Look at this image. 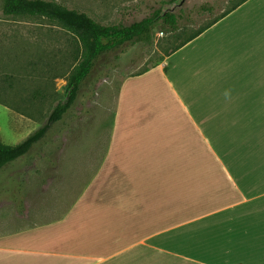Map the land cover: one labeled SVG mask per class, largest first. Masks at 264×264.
I'll use <instances>...</instances> for the list:
<instances>
[{
  "label": "crops",
  "instance_id": "obj_1",
  "mask_svg": "<svg viewBox=\"0 0 264 264\" xmlns=\"http://www.w3.org/2000/svg\"><path fill=\"white\" fill-rule=\"evenodd\" d=\"M250 1L146 73L128 78L141 80L162 74L177 99L185 97L190 104L194 100V129L202 130L201 114L208 103L210 117L231 116L240 103L243 129L264 131L261 22L258 31L247 23L241 31L256 37L248 39L252 44L245 48L235 69H229L232 74L198 77L199 85L182 89L185 76L194 67L204 64L209 72L203 59L215 57L220 66L229 65L232 59L225 54L227 45L208 40ZM99 2L103 19H120L117 24L130 25L155 12L165 13L153 10L152 0ZM149 9L152 14L144 16ZM139 16L141 19L135 20ZM175 65L182 69L181 76ZM191 77L194 75L188 80ZM206 85L209 91H200ZM178 86L188 91L184 97ZM134 126L115 121L108 138H98L96 144L82 138V154L77 153L75 140L59 139L61 145L55 147L54 154L24 157L19 164L24 166L5 170L12 185L0 187V264H264V151L260 149L257 157L243 156L240 172L223 173L226 187L208 193L209 188L201 184L200 171H189L187 179L180 178L186 174L178 171H155L152 164L165 158L150 153L154 143L136 138ZM30 173L32 178H26ZM209 194L217 195V200H203Z\"/></svg>",
  "mask_w": 264,
  "mask_h": 264
},
{
  "label": "rangeland",
  "instance_id": "obj_2",
  "mask_svg": "<svg viewBox=\"0 0 264 264\" xmlns=\"http://www.w3.org/2000/svg\"><path fill=\"white\" fill-rule=\"evenodd\" d=\"M53 1L84 12L100 23L120 22V19H103L99 0ZM152 1L153 10L172 11L180 16L179 30L175 34L155 30L152 45L126 44L101 57L95 63L91 76L83 82L73 110L61 124L52 129L30 157L42 153L54 154L62 138L75 140L77 149L82 138L96 144L98 138L106 139L111 135L116 121L119 125H135L133 129L137 133L136 138L154 143L150 153L155 158H165L163 162L152 164L155 171H178L186 174L180 175V178L186 179L189 171H200L203 176L201 184L209 188V193L211 189L226 187L223 173L240 172L243 156L257 157L260 149L264 151V131L260 132L263 136L261 138L257 130L243 129L240 103L234 108L236 113L228 117H210L208 103L201 114L202 130L194 129V100L190 104L184 97L188 91L183 92L178 86V91L185 99L180 101L173 94L170 83L160 73L141 80L128 77L152 67L169 50L222 15L238 0H183L173 5H169L168 0ZM259 4L250 1L240 14L225 20L210 35L209 42L227 45L225 54L232 59L230 66H220V60L215 57L205 58L203 61L209 64V72L204 64L194 67L196 69L185 76L186 84L182 89L188 90L195 87V84L199 85L198 77L232 74L229 69H235L245 48L252 44L248 39L256 37L255 34H241L245 24L256 31L261 28L260 22L264 25V2ZM2 6L3 0H0V82L5 81L0 86V97L10 108L0 104V138L6 145H17L45 124L58 102L67 100L68 80L76 66L70 55L76 50L77 43L70 33L46 19L6 18L2 14ZM153 10L149 9L142 14L148 16ZM122 22L128 24L131 20ZM255 22L257 25L254 27L252 24ZM174 70L178 76L182 75L180 66L175 65ZM237 70V75H240V68ZM191 75L194 77L188 80ZM173 82L176 83L175 80ZM207 87L204 86L200 91L208 92L209 89H205ZM173 88L176 90V85ZM36 92L41 95L36 102L31 103L30 99ZM117 108L119 111L115 112ZM23 114H30L35 120ZM56 135L62 136L57 138ZM52 140H58V143H51ZM94 150L96 154L97 149ZM79 151L77 153H83L81 148ZM23 158L0 171V187L12 185L7 180L5 170L12 172L24 166V163L19 165ZM24 170L28 172V168ZM25 177L32 178V174ZM216 196L204 195L203 200H217Z\"/></svg>",
  "mask_w": 264,
  "mask_h": 264
},
{
  "label": "trees",
  "instance_id": "obj_3",
  "mask_svg": "<svg viewBox=\"0 0 264 264\" xmlns=\"http://www.w3.org/2000/svg\"><path fill=\"white\" fill-rule=\"evenodd\" d=\"M182 1L183 0H168V4L173 5ZM246 1L247 0L236 1V3L222 15L186 37L163 57L169 56L179 50L225 18L228 14L239 8ZM2 14L6 18L14 19H46L70 33L76 41L77 46L76 50L70 55L76 63V66L68 80L69 94L67 100L65 102H58L48 115L45 124L29 135L23 142L17 145H6L0 138V171L11 165L14 161L32 155L42 140L52 132V129L62 123L64 118L77 104L83 82L91 76L95 63L99 61L101 57L109 52L122 48L126 44L142 43L150 46L154 43L155 30H161L162 33L169 32L175 34L179 30L178 22L180 19V16L174 12L167 11L163 15L160 12H155L153 15L130 25H105L84 12L69 9L53 0H3ZM148 70L149 68L135 76L146 73ZM3 82L5 81L0 82V86ZM40 95L41 94L38 92L34 93L30 102H36L38 100L37 97ZM0 104L7 108L9 107L1 97ZM40 113L41 111L39 114ZM23 115L33 119V116L30 114Z\"/></svg>",
  "mask_w": 264,
  "mask_h": 264
}]
</instances>
